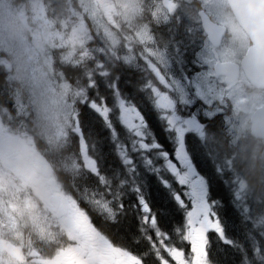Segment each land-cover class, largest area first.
Wrapping results in <instances>:
<instances>
[{"label":"flooded vegetation","instance_id":"1","mask_svg":"<svg viewBox=\"0 0 264 264\" xmlns=\"http://www.w3.org/2000/svg\"><path fill=\"white\" fill-rule=\"evenodd\" d=\"M91 1L92 8L102 19L105 13L110 19H107L108 23L105 21L106 30L98 33L91 29L87 43L81 39L79 48L69 45L66 49H59L57 45L49 46L44 41H29L36 54L37 63L55 88L71 91L64 79L69 80L74 69V73L82 77L86 86L87 77L96 72L100 83L91 91L103 93L102 78L97 66L103 65L106 73L116 77L113 87L120 82V75L124 70L131 76L129 82L121 85L120 91L127 93L125 86L135 85L138 88L141 93L138 102L144 103L146 109L153 113L155 120H159L165 128L163 140L175 147L176 136L181 127L177 122V101L167 92H161L155 87L151 92L148 91L151 83L146 84L145 81H151V76L145 64L158 71L156 64L163 66L165 60L175 59L177 49H180L181 56L187 57H191L193 51L199 53L201 48H205L210 57L218 55L224 64V74L216 77L214 72L213 82L218 87H226L229 79L233 82L235 94L242 103L237 110L236 106L228 101L225 109L231 118L232 127L240 126L242 121L246 130L233 138L228 129L223 128V136L227 138L226 150H221L223 145L218 132L209 133L206 140H201L199 147L214 165L222 163L225 158L231 160L229 171L242 173L243 181L250 189L246 200H252L250 177L255 175L259 180V176L264 174L261 172L264 168V56L252 55V51L255 48L263 51L264 48L256 44L241 26L228 0ZM125 14L129 17H125ZM85 20L88 21V18ZM179 34H182L183 38H179ZM112 40L118 41V44L112 49L111 56L105 46L110 47ZM77 51L80 52L79 59L72 65L71 55ZM0 60L8 61L12 65L9 69L7 64L0 63V100L3 101L0 103V250L13 246L22 249L23 264H33L37 256L44 261H56L59 253L64 255L57 264H84V252L71 251L78 247L79 237L86 242L87 249L100 264H109L106 253L112 245L137 250V244H140L141 248H148L151 244L148 238L152 213H145L138 199L142 195L151 207L150 193L145 192V189L149 190L154 185L149 186L140 171L144 168L151 175V167L145 164L144 167L130 168L131 173H120L113 172V169L110 172L109 168L102 166L97 174V211L95 216L90 215L80 201L72 197L73 188H81L88 182L87 171L93 173L97 170L87 168L82 158L78 161L83 167H79L80 171L79 168L73 171L70 163L73 154L72 129L57 138L54 128L42 124L32 102L31 86L22 78L20 72L22 63L12 52L0 53ZM93 61L95 63H92ZM185 63L187 64V61ZM196 66L199 67L198 64ZM187 68L191 71L193 64H187ZM9 76L13 78L9 79ZM53 77L55 79H52ZM107 88L110 89L109 86ZM153 91L162 96L165 106L169 108H158L154 104L153 98H150ZM9 99H19L20 106L13 104L9 108ZM146 109L142 108L140 103L135 105L134 101L128 105L119 104V116L116 121L127 127L129 132L122 136L123 141H129L132 145L139 141V148L145 143L150 145L147 151L139 150L137 155L143 156L144 161H151L150 134L138 135L136 128L150 124ZM183 110L181 102L180 111ZM77 146L80 151V138ZM118 147L116 144V148ZM100 148L102 153L103 146ZM162 149L166 150L164 146ZM163 151L160 153L161 158H164ZM188 154H191V148ZM241 162H244L246 168L240 167ZM172 164L176 166V161ZM179 166L182 168L183 163ZM104 169L107 171L104 172ZM156 170L157 181L164 190L174 186L177 189L183 187L182 183L176 182L165 165ZM75 174H78L80 179L73 178ZM216 175L221 174L217 172ZM136 180L138 182H135ZM164 180L168 181L170 187L163 185ZM135 193H138L136 199L133 197ZM119 194L122 198L118 199ZM257 195L258 193L255 197ZM212 198L214 199L213 196ZM65 200L70 203V207L66 209L64 216L59 217L58 212ZM251 206H254L253 203ZM127 216H134L136 220L140 235L137 241L118 238L113 228L120 223V219ZM238 221L236 217V222ZM241 222L244 223L243 220ZM38 223H44L45 228L40 229ZM224 225L228 237L236 240L233 236L237 235V228L228 222ZM186 233L179 232L174 237H163L158 233L157 235L162 238L161 242L170 241L177 247H182V235ZM156 245L159 248V244ZM229 247L222 240L211 237L210 261H216L226 255V249ZM159 249L163 252L164 248ZM4 255L7 259L9 253L5 251Z\"/></svg>","mask_w":264,"mask_h":264},{"label":"snow or ice","instance_id":"2","mask_svg":"<svg viewBox=\"0 0 264 264\" xmlns=\"http://www.w3.org/2000/svg\"><path fill=\"white\" fill-rule=\"evenodd\" d=\"M179 38H183V35L179 34ZM31 52L32 49L25 48V54L30 55ZM185 61L187 64H193L191 71L188 70ZM0 63L7 64L9 69L12 67L8 61L0 60ZM97 67L100 77L108 79L115 100L116 94L120 92L121 82H117L113 87L111 73H106L103 65ZM145 67L151 76V81H145L146 84L151 83L148 91L151 92L155 87L161 92H167L177 101V111L179 112L177 122L181 127L176 136V145L174 147L167 141H161V143L166 149L163 151L165 167L172 173L176 182L182 183L183 187L187 189L183 196L177 193L175 200L185 209L183 218H186L188 231L184 235L185 243L182 247L165 246L163 252L154 244H149L148 248H141L137 244V250L112 245L106 253L109 264H211L209 259L211 237H216L230 246L226 249L228 257L226 264H264V208L248 207L245 200L247 183L238 175L233 176L229 171L231 160L225 158L222 163L214 165L199 147L201 140H206L209 133L218 132L221 128L231 130V118L225 109L226 102L230 101L237 110L242 103L236 96L235 85L230 79L227 81L226 87H218L213 82L214 72L216 77L224 74L223 62L218 55L210 57L205 48H201L199 53L193 51L191 57L181 56L180 49H177L175 59L165 60L163 66L159 63L156 64L158 71L148 67L147 63ZM8 78L12 79L13 77L9 76ZM87 80L88 92L80 93V95L86 96L81 116L86 118L90 111L107 124L115 113L108 105L107 99L104 100V107L101 108L100 98H94L90 94L91 89H95L100 83L96 78V72H92ZM125 87L131 94L141 95L135 85ZM181 102L183 111H180ZM0 103L3 101L0 100ZM7 103L9 108L13 104L20 106L19 99H9ZM120 103L125 102L121 100ZM153 126H156L155 123ZM121 132L123 133L124 130L121 129ZM140 147L147 151L150 145L145 143ZM155 147L157 150L160 149L159 144ZM189 148H191L190 155L188 154ZM149 155H151L150 151ZM173 161H176V166H173ZM144 163L151 166L152 162L146 160ZM181 163H183L182 168L179 166ZM140 171L148 185H155L162 196L167 199L168 193L160 187L157 177L149 175L144 168H141ZM217 172H220L221 176L227 177L229 184L234 183V189L230 190L229 194L231 204L234 201L236 207L240 208V212L236 211L239 224H236L234 220L233 226L239 229L241 242L228 237L227 229L217 211L220 201L211 196L210 182L218 179ZM201 173H206L208 179H205ZM162 183L165 187H170L167 180ZM185 198L187 203H185ZM138 203L145 213L151 212L150 205L142 195L139 197ZM241 220L247 222V227L244 229L240 228ZM148 239L151 240V237ZM77 240L78 247L71 251L73 253L83 251L84 264H100L93 257L92 252L87 249L86 242L79 237ZM5 251L9 253L7 259H5ZM62 255L64 253H59L56 261H44L37 256L33 264H57ZM23 262L22 249L13 246L6 250H0V264H23Z\"/></svg>","mask_w":264,"mask_h":264},{"label":"trees","instance_id":"3","mask_svg":"<svg viewBox=\"0 0 264 264\" xmlns=\"http://www.w3.org/2000/svg\"><path fill=\"white\" fill-rule=\"evenodd\" d=\"M11 2V5L14 7H20L21 5L26 4L29 0H9ZM45 7L47 9V14L50 19L55 20L56 22H59L58 20L60 18H64L65 15L70 13L71 8L73 7L76 9L78 7V0H43ZM72 56L71 63L72 65H75L74 62L79 59L80 52L77 51ZM74 69H72V75L69 78V80L64 79V83H67L68 86L71 87V92L69 94V99L74 103L73 104V120L75 124L79 125V127L82 129V135L84 142L86 143L88 150L90 154L95 157L102 166H105L109 168L110 172L111 169H118V172L124 171L129 172L128 170L132 168V166L138 167L140 164L138 163L139 160H141L138 155L135 156L136 153L139 152L140 149H135V154H130L128 157L134 159L135 161L133 164H125L122 162V160L118 156V148H116V144L123 147L124 149H128L130 151L129 153L133 152L131 142L129 141H123L122 136L127 135L128 131L127 128L118 124L117 119L119 116V102L123 100L125 103H130L131 101H134L135 105H138L140 103L142 108L146 107L144 106V103L138 102V97L135 96L129 92H122L116 94L115 100L113 99V94L111 91V88L108 89V79L102 78L101 79V86L103 87L102 92L103 93H94L91 91V95L95 97L100 98V105L101 108L104 107V100L107 99L108 105L111 107L112 111L115 113V115L112 117V119L105 124L104 120H101L99 116L94 115L90 111L87 113L86 118L81 116V113L84 110V100L86 99V96L80 95V93H86L88 92V87L84 84L85 81L82 80V77L80 75H76L74 73ZM113 74H111L112 76ZM131 75L122 70L120 75V82L121 85H123L126 82L130 81ZM116 80V77L112 76V86L114 85ZM65 85V84H63ZM122 88V87H121ZM126 90V89H125ZM127 91V90H126ZM145 113L147 114L148 120L150 124L146 126V133L150 134V137L152 138V148H151V175L156 176V169H160L164 166L163 160L164 158H161L160 154H157L155 149L156 145H160V149H162V143L163 136L165 134L163 125L159 122V120H155V117L153 113H150L148 109H146ZM153 123H155V127L153 126ZM121 129L124 130V132H121ZM217 133V132H216ZM75 136V135H74ZM73 136V140L77 142L78 138ZM118 137V138H117ZM103 146V150L101 153L100 146ZM129 148H127V146ZM110 146V147H108ZM76 147V145H75ZM76 148H79L77 146ZM99 149V152H96ZM239 170V169H238ZM105 170L104 172H106ZM233 176H237L235 174H232ZM169 176V174H168ZM208 179V175H203ZM240 178H242V173L239 172L238 175ZM218 179L215 181L210 182L211 184V194L214 197L215 200L220 201V205L217 208V211L220 216H222V221L228 222V224L232 225L233 221L236 222V211L240 212V208L236 207L235 202L233 201L231 204L230 201V194L229 191L234 189V183L229 184L227 177L217 175ZM135 182H138L136 180ZM159 183V181H157ZM88 184H84L81 188H76L82 196L81 199L87 201L89 199L87 194H97V188L96 184L98 183V177L92 176V179L89 180ZM186 188L177 189L174 187L169 188L168 190H164L168 193V198L165 199L164 196H162L161 192L157 189V187L154 185V187L150 188L149 190L145 189V192L150 193V201H151V208H152V215L156 216L157 221L159 223L158 229H153L154 232L158 234H162L164 237L166 236H172L174 237L176 233L184 232L188 230V226L186 223V218H183L185 209L182 208L175 200V196L177 193L181 194L183 196L184 192H186ZM83 192L86 194L83 195ZM174 195V196H173ZM133 197L136 199L138 198V193H135ZM122 198L121 195H118V199ZM246 200V196H245ZM247 202L248 207L253 203L252 200H248ZM185 203H187V199L185 198ZM86 205L89 206V203L86 202ZM190 207V205H189ZM235 208V209H234ZM228 217V218H227ZM234 217V218H233ZM236 224H239V221L236 222ZM247 227V222L244 221V223L240 222V228L243 229ZM115 232L118 234V238L122 240H139V234L136 227V220L134 216H127L124 219H120V223H117L115 227ZM159 230V231H158ZM235 230V228H233ZM164 233V234H163ZM156 237V235H155ZM237 242H240V236H239V229L237 228V235L235 234L233 236ZM156 240V238H154ZM184 242V238H183ZM179 246V244H177ZM139 246H141L139 244ZM175 247H177L175 245ZM228 259L227 255H224L220 257L218 260H213L212 264H226V260Z\"/></svg>","mask_w":264,"mask_h":264},{"label":"rangeland","instance_id":"4","mask_svg":"<svg viewBox=\"0 0 264 264\" xmlns=\"http://www.w3.org/2000/svg\"><path fill=\"white\" fill-rule=\"evenodd\" d=\"M83 6L84 8L82 9ZM125 15V17H129L128 14ZM86 17L88 21L85 20ZM108 18L110 19L106 13L102 19L95 12L92 8L91 0H78V7L76 9L72 7L70 13L65 15L64 18H60L59 22L48 17L43 0H29L20 7L12 6L9 0H0V52L2 50L13 52L17 57L23 58L29 65L33 85L30 88V92L33 97V105L38 111L37 117L41 120L42 124L49 126V128H54L57 138L64 134L66 135L69 128H72L73 131L77 129L72 120L73 105L68 102L70 91L67 93V90L55 88L50 79L43 73L41 66L37 63L36 54L31 48L30 43L32 41H44L49 46L57 45L59 49H66L69 45L78 44L81 39L87 43L90 40L92 28L98 33L101 30H106ZM110 22L112 23V21ZM21 33L24 34L22 35ZM55 42L56 44H54ZM117 44L118 41L112 40L109 45L113 49ZM20 45L22 47L18 48L17 46ZM26 47L32 49L30 55L25 54ZM41 97L46 100L44 106L39 103ZM150 98H153L154 104L158 108H164L165 103L159 93L153 91L150 94ZM165 108L169 107L165 106ZM244 130L246 128L241 121L240 126H233L231 130H228V133L234 138L243 133ZM73 155H75L74 152ZM76 158L80 159V156L76 155ZM124 161L126 162V160ZM70 163L74 168H77L79 164L76 160H71ZM78 170L80 171V168ZM113 172H118V170L114 169ZM262 176L264 174L260 175L259 179ZM255 203L257 205L264 203V195L258 193L255 197ZM94 204H97L96 200H94ZM77 208L78 210L81 209L78 204ZM152 217L157 219L155 215H152ZM39 227L41 229V225ZM155 228H159V223L150 225L151 244L158 247L156 245L158 243L159 248H164L167 244L164 241V243L161 242L162 238H159L153 230ZM42 229H44V224L42 225Z\"/></svg>","mask_w":264,"mask_h":264},{"label":"water","instance_id":"5","mask_svg":"<svg viewBox=\"0 0 264 264\" xmlns=\"http://www.w3.org/2000/svg\"><path fill=\"white\" fill-rule=\"evenodd\" d=\"M229 3L239 22L250 32L253 41L264 48V0H229ZM256 54L264 56V49L255 48L252 55Z\"/></svg>","mask_w":264,"mask_h":264},{"label":"clouds","instance_id":"6","mask_svg":"<svg viewBox=\"0 0 264 264\" xmlns=\"http://www.w3.org/2000/svg\"><path fill=\"white\" fill-rule=\"evenodd\" d=\"M52 79H55L54 77ZM39 103L44 106L46 104V100L45 98L41 97L40 100H39ZM218 135L221 136V141H222V151L223 150H226V147H227V138L223 136V128L219 129L218 131ZM240 167L242 169L246 168V165L244 164V162H241L240 163ZM261 172H264V168L261 169ZM250 184L252 186V191H253V205L254 207H257L258 209L260 208H264V203H260L259 205H257L255 203V195L257 193L261 194V195H264V176L261 177V179L257 180L255 178V175L251 176L250 177Z\"/></svg>","mask_w":264,"mask_h":264},{"label":"bare ground","instance_id":"7","mask_svg":"<svg viewBox=\"0 0 264 264\" xmlns=\"http://www.w3.org/2000/svg\"><path fill=\"white\" fill-rule=\"evenodd\" d=\"M72 149H73V152L75 153V155H78L79 148L75 147V142H72ZM89 157L90 156H87V158H89Z\"/></svg>","mask_w":264,"mask_h":264}]
</instances>
